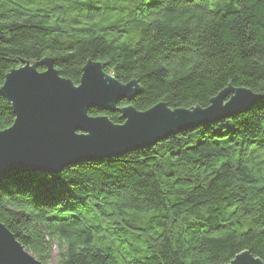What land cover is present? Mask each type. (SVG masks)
Returning <instances> with one entry per match:
<instances>
[{
  "label": "trees",
  "instance_id": "1",
  "mask_svg": "<svg viewBox=\"0 0 264 264\" xmlns=\"http://www.w3.org/2000/svg\"><path fill=\"white\" fill-rule=\"evenodd\" d=\"M42 1L52 5L0 0V85L45 58L79 84L92 59L139 82L119 104L138 111L206 108L227 88L264 95V0ZM14 121L0 94V129ZM0 220L43 264L53 242L60 264H229L244 251L264 261V101L118 158L0 182Z\"/></svg>",
  "mask_w": 264,
  "mask_h": 264
},
{
  "label": "water",
  "instance_id": "2",
  "mask_svg": "<svg viewBox=\"0 0 264 264\" xmlns=\"http://www.w3.org/2000/svg\"><path fill=\"white\" fill-rule=\"evenodd\" d=\"M139 93L138 81L122 83L92 59L83 67L79 84L63 77L52 58L23 61L6 74L0 88L15 115L12 126L0 129V182L27 172L59 174L79 163L118 158L152 146L189 124L230 118L264 101V95L249 89L227 88L206 108L172 109L165 102L146 111L132 105L119 107L121 101L131 102ZM92 109L118 112L122 123L92 116ZM242 258L248 264H264L250 251L238 254L229 264H239ZM0 264H43L1 220Z\"/></svg>",
  "mask_w": 264,
  "mask_h": 264
},
{
  "label": "rangeland",
  "instance_id": "3",
  "mask_svg": "<svg viewBox=\"0 0 264 264\" xmlns=\"http://www.w3.org/2000/svg\"><path fill=\"white\" fill-rule=\"evenodd\" d=\"M52 4L49 2H45L42 0H35V3L33 4V8H45L47 6H51ZM98 7H104L103 4H96ZM77 214L83 218L87 223L91 222L92 219V213H86L84 211H79ZM60 249L58 247V244L56 242H53L52 244V250L50 254V260L47 261L45 264H60Z\"/></svg>",
  "mask_w": 264,
  "mask_h": 264
},
{
  "label": "snow or ice",
  "instance_id": "4",
  "mask_svg": "<svg viewBox=\"0 0 264 264\" xmlns=\"http://www.w3.org/2000/svg\"><path fill=\"white\" fill-rule=\"evenodd\" d=\"M0 87H3V85H0ZM240 257H243V255L240 256ZM239 264H248V261H247V259L242 258V259L239 261Z\"/></svg>",
  "mask_w": 264,
  "mask_h": 264
}]
</instances>
